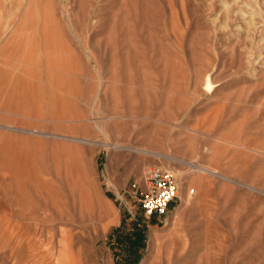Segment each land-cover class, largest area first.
I'll return each mask as SVG.
<instances>
[{
  "label": "rangeland",
  "instance_id": "1",
  "mask_svg": "<svg viewBox=\"0 0 264 264\" xmlns=\"http://www.w3.org/2000/svg\"><path fill=\"white\" fill-rule=\"evenodd\" d=\"M0 264H264V0H0Z\"/></svg>",
  "mask_w": 264,
  "mask_h": 264
},
{
  "label": "built area",
  "instance_id": "2",
  "mask_svg": "<svg viewBox=\"0 0 264 264\" xmlns=\"http://www.w3.org/2000/svg\"><path fill=\"white\" fill-rule=\"evenodd\" d=\"M178 191L179 184L172 171L160 165L149 166L144 173V189L139 198L143 215L148 219L165 215Z\"/></svg>",
  "mask_w": 264,
  "mask_h": 264
},
{
  "label": "trees",
  "instance_id": "3",
  "mask_svg": "<svg viewBox=\"0 0 264 264\" xmlns=\"http://www.w3.org/2000/svg\"><path fill=\"white\" fill-rule=\"evenodd\" d=\"M135 240L136 241L133 242V244H139V243L142 242V240H143V233H142V231H140V230L135 231ZM133 246L130 244L129 245V248L132 250Z\"/></svg>",
  "mask_w": 264,
  "mask_h": 264
},
{
  "label": "bare ground",
  "instance_id": "4",
  "mask_svg": "<svg viewBox=\"0 0 264 264\" xmlns=\"http://www.w3.org/2000/svg\"><path fill=\"white\" fill-rule=\"evenodd\" d=\"M29 81V80H28ZM20 94V93H19ZM2 126V125H1ZM8 128V127H7ZM20 130V129H19ZM29 132V131H28ZM74 138V137H73ZM156 156H157V154H156ZM164 157V156H163ZM165 158H166V156H165ZM197 168L199 169V170H201V171H207V172H211V173H214L215 171H213V170H210L209 168H206V167H204V166H197ZM228 178V177H227Z\"/></svg>",
  "mask_w": 264,
  "mask_h": 264
}]
</instances>
